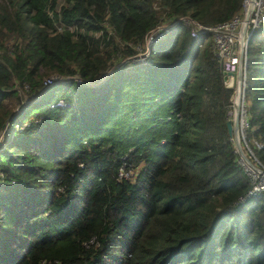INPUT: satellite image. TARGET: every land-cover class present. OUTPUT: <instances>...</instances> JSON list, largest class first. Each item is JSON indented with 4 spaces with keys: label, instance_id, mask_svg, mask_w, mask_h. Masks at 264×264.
<instances>
[{
    "label": "trees",
    "instance_id": "obj_1",
    "mask_svg": "<svg viewBox=\"0 0 264 264\" xmlns=\"http://www.w3.org/2000/svg\"><path fill=\"white\" fill-rule=\"evenodd\" d=\"M242 2L0 0V264H264V193L238 204L250 186L211 35L178 24L126 62L152 29H209ZM245 102L264 167V24Z\"/></svg>",
    "mask_w": 264,
    "mask_h": 264
},
{
    "label": "built area",
    "instance_id": "obj_2",
    "mask_svg": "<svg viewBox=\"0 0 264 264\" xmlns=\"http://www.w3.org/2000/svg\"><path fill=\"white\" fill-rule=\"evenodd\" d=\"M181 23L190 30L191 38H198L202 34H210L213 52L218 59L223 73L224 88L232 91L230 105L226 112V120L232 124L231 141L238 163L249 181V190L239 199L242 205L260 193H264V167L253 156L246 143V133L249 129V117L245 102V64L248 43L253 33L264 24V0H243L241 9L230 20L205 29L189 17H183L171 24H164L152 29L145 37L138 54L127 60L129 64H147L150 47L164 40L169 31ZM62 82L59 78L45 81V87L55 82ZM78 84H83L77 79ZM56 107H66L58 101ZM257 148L260 145L254 143Z\"/></svg>",
    "mask_w": 264,
    "mask_h": 264
},
{
    "label": "clouds",
    "instance_id": "obj_3",
    "mask_svg": "<svg viewBox=\"0 0 264 264\" xmlns=\"http://www.w3.org/2000/svg\"><path fill=\"white\" fill-rule=\"evenodd\" d=\"M178 24H181V23H178ZM177 24V25H178ZM176 25V26H177ZM182 25V24H181ZM176 26H174L170 31H169V33L167 34V36L164 38V40H162V41H160V42H158V43H156V44H154L153 46H151L150 47V50H149V57H150V51H151V48L152 47H154V46H156V45H158V44H160V43H162L163 41H165L167 38H168V36L170 35V33L172 32V30L176 27ZM149 60V59H148ZM126 63V62H125ZM129 64V63H128ZM139 65H145V64H139ZM245 66H246V64H245ZM106 76H107V74H105ZM84 84V83H83Z\"/></svg>",
    "mask_w": 264,
    "mask_h": 264
},
{
    "label": "water",
    "instance_id": "obj_4",
    "mask_svg": "<svg viewBox=\"0 0 264 264\" xmlns=\"http://www.w3.org/2000/svg\"><path fill=\"white\" fill-rule=\"evenodd\" d=\"M228 134L231 136L232 135V124L230 122L226 123Z\"/></svg>",
    "mask_w": 264,
    "mask_h": 264
},
{
    "label": "rangeland",
    "instance_id": "obj_5",
    "mask_svg": "<svg viewBox=\"0 0 264 264\" xmlns=\"http://www.w3.org/2000/svg\"><path fill=\"white\" fill-rule=\"evenodd\" d=\"M115 68H117V67H115ZM112 72H113V70H109V71H108L107 73H105V74H107V76H108V75H110ZM105 74H104V75H105ZM25 96H26V95H25Z\"/></svg>",
    "mask_w": 264,
    "mask_h": 264
}]
</instances>
